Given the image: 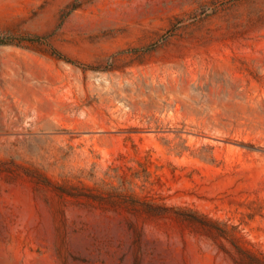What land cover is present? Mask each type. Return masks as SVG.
Instances as JSON below:
<instances>
[{
	"label": "rangeland",
	"instance_id": "rangeland-1",
	"mask_svg": "<svg viewBox=\"0 0 264 264\" xmlns=\"http://www.w3.org/2000/svg\"><path fill=\"white\" fill-rule=\"evenodd\" d=\"M0 264H264V0H0Z\"/></svg>",
	"mask_w": 264,
	"mask_h": 264
},
{
	"label": "trees",
	"instance_id": "trees-1",
	"mask_svg": "<svg viewBox=\"0 0 264 264\" xmlns=\"http://www.w3.org/2000/svg\"><path fill=\"white\" fill-rule=\"evenodd\" d=\"M43 36H36V35H33V36H26L25 38H22V39H28V40H31V41H36V40H40L42 39ZM4 42V41H3ZM5 43V42H4ZM55 53L59 56V57H62V58H65L67 59L68 61H71L72 63H77L75 60H71L70 58H66V56H64L63 54H61L60 52H57L55 50Z\"/></svg>",
	"mask_w": 264,
	"mask_h": 264
},
{
	"label": "bare ground",
	"instance_id": "bare-ground-1",
	"mask_svg": "<svg viewBox=\"0 0 264 264\" xmlns=\"http://www.w3.org/2000/svg\"><path fill=\"white\" fill-rule=\"evenodd\" d=\"M16 79H17V78H16ZM16 81H18V82H19V80H18V79H17ZM19 84H20V83H19ZM169 89L171 90V87H170ZM169 89H168V90H169ZM172 89H174V88L172 87Z\"/></svg>",
	"mask_w": 264,
	"mask_h": 264
}]
</instances>
